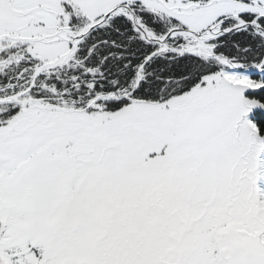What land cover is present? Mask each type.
<instances>
[{"label": "snow or ice", "instance_id": "1", "mask_svg": "<svg viewBox=\"0 0 264 264\" xmlns=\"http://www.w3.org/2000/svg\"><path fill=\"white\" fill-rule=\"evenodd\" d=\"M0 264H264V0H0Z\"/></svg>", "mask_w": 264, "mask_h": 264}]
</instances>
